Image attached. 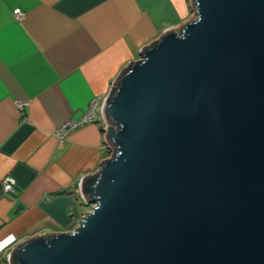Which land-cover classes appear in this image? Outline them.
<instances>
[{
	"label": "water",
	"instance_id": "water-1",
	"mask_svg": "<svg viewBox=\"0 0 264 264\" xmlns=\"http://www.w3.org/2000/svg\"><path fill=\"white\" fill-rule=\"evenodd\" d=\"M190 1L102 101L91 209L7 264H264V0Z\"/></svg>",
	"mask_w": 264,
	"mask_h": 264
},
{
	"label": "crops",
	"instance_id": "crops-1",
	"mask_svg": "<svg viewBox=\"0 0 264 264\" xmlns=\"http://www.w3.org/2000/svg\"><path fill=\"white\" fill-rule=\"evenodd\" d=\"M192 17L190 0H0V181L16 183L0 195V264L18 242L70 231L91 209L80 181L107 157L100 105L92 121L57 129L81 120L162 30Z\"/></svg>",
	"mask_w": 264,
	"mask_h": 264
},
{
	"label": "built area",
	"instance_id": "built-area-1",
	"mask_svg": "<svg viewBox=\"0 0 264 264\" xmlns=\"http://www.w3.org/2000/svg\"><path fill=\"white\" fill-rule=\"evenodd\" d=\"M13 15L17 19H21L23 17V13L20 11L19 8H16V9L13 10ZM112 86H113V84L111 83L110 89H109L108 93L111 91ZM104 97H105V95L103 96V98L101 99V101L98 100V99H94L92 101V103H91V106H90L88 112L85 114V116L81 120H79V121H66L65 123H63L57 129L56 133L63 135L67 131H69L70 129H73L75 127H77L81 123L92 121L93 120V117L96 114L95 107L97 105H100V107H101V104H102V101H103ZM25 104H26V102H22V101H19L18 102V106L19 107H23V105H25ZM100 115H101V112H100ZM103 122H104V127H107V123L105 121H103ZM101 147L103 149H105V151L107 152V157H109L112 154V148H111L110 144L107 143V141L105 139V136H104V132H103V141H102ZM15 184L16 183H15V180H14L13 177H11V176L4 177L0 181V195L2 193H8V192L14 191Z\"/></svg>",
	"mask_w": 264,
	"mask_h": 264
},
{
	"label": "rangeland",
	"instance_id": "rangeland-1",
	"mask_svg": "<svg viewBox=\"0 0 264 264\" xmlns=\"http://www.w3.org/2000/svg\"><path fill=\"white\" fill-rule=\"evenodd\" d=\"M193 16H194V12H193ZM89 207H91V206H88V207H86V208H89ZM86 208H84V210H85ZM7 255H8V254H7Z\"/></svg>",
	"mask_w": 264,
	"mask_h": 264
}]
</instances>
